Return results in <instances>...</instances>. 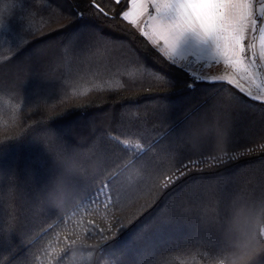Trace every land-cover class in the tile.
Instances as JSON below:
<instances>
[{"label": "trees", "instance_id": "trees-1", "mask_svg": "<svg viewBox=\"0 0 264 264\" xmlns=\"http://www.w3.org/2000/svg\"><path fill=\"white\" fill-rule=\"evenodd\" d=\"M96 3L107 16L91 0H0V228L16 222L0 236V264H217L221 218L233 201L255 210L237 221L241 233L264 227V103L171 62L122 19L128 0ZM215 128L227 130L235 160L185 170L131 223L144 200L112 209L127 227L107 231L112 216L92 200L117 165L146 167L158 183L181 162L213 154ZM111 137L151 150L137 160ZM60 144L90 163L56 210L43 197L61 172L53 155ZM106 191L123 196L120 182ZM177 208L214 223L201 227L189 214L157 226ZM247 264H264V254Z\"/></svg>", "mask_w": 264, "mask_h": 264}, {"label": "snow or ice", "instance_id": "snow-or-ice-1", "mask_svg": "<svg viewBox=\"0 0 264 264\" xmlns=\"http://www.w3.org/2000/svg\"><path fill=\"white\" fill-rule=\"evenodd\" d=\"M117 4L121 0H115ZM92 7L99 13L107 16L108 13L96 0H91ZM259 15H257L256 0H128V8L121 13L124 21L136 28L141 35L148 39L154 46L159 47V51L171 62L175 63L177 47L181 40L191 34L198 40L207 44L211 42L212 54L207 57L217 64L223 63L231 71L219 77H208L193 73L197 81H223L232 85L233 88L243 93L245 96L264 103V77L260 74V64H264V0L259 3ZM259 33L260 48L257 51L255 43L256 33ZM253 86L256 94L254 95ZM215 143L213 154L203 159L189 160L187 163L181 162L180 166L171 174H163V178L158 183H150L155 180L152 172L146 167L135 168V164L129 161L123 166L117 165V170L111 173L107 183H104L98 190L93 204H102L103 208L112 216V222L107 231L115 228L117 232L127 227L124 221L116 217L112 209L122 210L130 204L140 200L145 202L140 205V209L128 218L131 223L142 212L146 211L157 198L155 190L163 191L186 174L185 170L191 171L193 168L199 171L212 170L221 167L229 161L235 160L238 156L230 146L227 130L215 128L212 130ZM201 132L193 134L195 142L199 143ZM123 148L137 153V160L143 154L150 151L143 145H130L123 143L116 137H111ZM54 141L50 140L49 145L53 146ZM264 150V144L259 145ZM254 149H247V154ZM53 155L57 163L61 166L58 178L46 190L43 203L52 209L60 210L69 203L72 188L76 180L89 174V161H81L79 157L67 146L60 144L54 147ZM103 155V154H102ZM189 165L192 168H189ZM135 168V173L132 170ZM179 173V176H177ZM127 174V175H126ZM120 182L123 186V196L117 195L115 201L106 191L109 185ZM219 185L220 181H213ZM100 195L105 199L101 201ZM152 196V199H147ZM80 205H77L79 208ZM174 215L162 216L157 221V226L172 222L182 216L191 214L201 226H210L215 218L205 213L203 216L194 210L184 208L174 209ZM254 208L246 203L233 201L230 213H225L221 218V242L218 254L223 255V259H232L234 264L243 261H255L259 254H264V227L258 232L247 231L241 233L237 228V221L241 216L252 217ZM71 219V217H69ZM88 225L96 228L93 220L87 221ZM16 229L15 218L6 227L0 228V236L8 237ZM100 233L106 229H97ZM87 234V233H86ZM68 242V248H75L76 240L68 241V236L64 237ZM56 251H66V249H53ZM230 253V255H224Z\"/></svg>", "mask_w": 264, "mask_h": 264}, {"label": "crops", "instance_id": "crops-1", "mask_svg": "<svg viewBox=\"0 0 264 264\" xmlns=\"http://www.w3.org/2000/svg\"><path fill=\"white\" fill-rule=\"evenodd\" d=\"M259 3H260V0H256L257 15H259V11H258ZM257 37H258V32L256 33V38ZM256 45H257V43H256ZM162 46L163 45L161 44L159 47H162ZM257 51L259 52V45H258ZM211 54H212L211 42H208L207 44H205L204 42L198 40L195 36H193L191 34H187L181 40V42L179 43V45L177 47L175 60L179 64H181L180 62H182V61L192 60L194 63H201L204 65L207 64L209 68H212L213 66L221 67V69H218V71L216 73H213V74H216V75H212L215 77L222 76V75L226 74L227 72L231 71L230 69H227L223 63L217 64L214 61L207 59V57H209ZM258 64L260 65L261 77H264V64H260L259 60H258Z\"/></svg>", "mask_w": 264, "mask_h": 264}, {"label": "rangeland", "instance_id": "rangeland-1", "mask_svg": "<svg viewBox=\"0 0 264 264\" xmlns=\"http://www.w3.org/2000/svg\"><path fill=\"white\" fill-rule=\"evenodd\" d=\"M257 43V48L259 45L260 48V41H259V33H258V37L256 38ZM180 62V61H179ZM183 66H185V68H187L189 70V72L191 73H199L200 75H204V76H208V77H214L212 75H216L213 73H216L218 71V69H221V67L218 66H213L212 68H209L208 65H204L201 63H194L192 60L190 61H182L180 62ZM253 92L254 95L256 94V90L255 87L253 86Z\"/></svg>", "mask_w": 264, "mask_h": 264}, {"label": "clouds", "instance_id": "clouds-1", "mask_svg": "<svg viewBox=\"0 0 264 264\" xmlns=\"http://www.w3.org/2000/svg\"><path fill=\"white\" fill-rule=\"evenodd\" d=\"M217 264H234L233 260L232 259H228V260H225V259H219L217 261Z\"/></svg>", "mask_w": 264, "mask_h": 264}]
</instances>
